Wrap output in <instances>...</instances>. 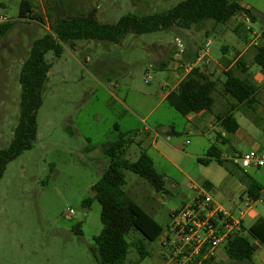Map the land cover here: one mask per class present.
<instances>
[{"label": "rangeland", "instance_id": "1", "mask_svg": "<svg viewBox=\"0 0 264 264\" xmlns=\"http://www.w3.org/2000/svg\"><path fill=\"white\" fill-rule=\"evenodd\" d=\"M55 1L30 0L34 13L44 20L41 24L18 20L21 0H0V18L13 24L12 29L0 38V151L10 145L18 122L21 66L32 43L49 31L46 15ZM183 1L79 0L71 14L96 8L97 21L112 25L127 14L144 17L162 13ZM242 3L254 12L255 20L248 27L259 33L264 27V0H243ZM211 27H215L213 22H204L192 27L191 34L200 42L205 40L203 32ZM174 30L177 29L142 36L128 34L118 45L77 41L63 46L58 58L52 52L45 55L51 68L37 113L35 145L9 163L0 180V264H97L96 254L92 251L94 239L102 230L101 207L97 201L88 207L83 202L93 196L91 186L99 179L96 169L102 158L99 146L116 141L120 136L129 146L130 155L134 150L138 151L137 144L145 139L144 146L152 155L155 171L165 178L163 190L157 191L134 173L125 172L127 197L162 229L171 225L173 211L188 205L194 198L192 186L200 185L202 179L216 183L225 178L230 180L226 168L215 161L207 166L197 162L205 158L210 146H203L205 150L199 158H190L185 154L186 141L190 137L180 132L171 139L173 149L168 148L171 161H163L149 147L155 140L153 131L146 134L139 126L140 120L157 102V93L162 90L163 73L153 65L159 49L166 60L170 50L181 56L183 43H178L179 36ZM253 37L260 35L247 34L249 41ZM209 41V57L213 60L224 56L221 50L224 46L229 48L227 58L233 56L237 46H243V40L229 31L224 35L214 33ZM258 41L260 44V38ZM250 67L259 69L256 65ZM258 85L257 98L261 105L256 108L260 115L255 108L246 110L243 106H238L232 114L246 132L252 134L253 140H239L237 136L219 130L227 141L222 144L216 132H207L209 145L219 149L232 175L238 171L233 166V157L248 151L264 153V82ZM214 99L215 112L218 113L226 100L221 87H218ZM118 101L126 102L131 111ZM158 116L166 130L172 126L181 129L183 117L166 103L147 118L143 126L152 129V122ZM115 125L119 126L122 135L118 136ZM250 126L257 133H251ZM161 139H165L163 135L159 143H162ZM93 147L96 162L84 153L85 148ZM248 173L264 187L263 172L249 170ZM235 198L238 202L237 195ZM241 207L244 212L246 208ZM250 212L243 222L245 229L250 227L256 215L264 214V206L256 203ZM140 239L134 231L127 235L129 247L124 264H167L168 252L162 246V238L144 243L147 256L143 259L133 247V243Z\"/></svg>", "mask_w": 264, "mask_h": 264}, {"label": "trees", "instance_id": "2", "mask_svg": "<svg viewBox=\"0 0 264 264\" xmlns=\"http://www.w3.org/2000/svg\"><path fill=\"white\" fill-rule=\"evenodd\" d=\"M242 1L185 0L162 13L144 17L127 14L112 25L97 21L96 8H91L86 13L71 14L79 0L52 2L53 6L48 8L46 15L49 31L32 43L29 55L20 69L19 117L10 145L0 151V180L3 178L7 165L35 145L37 113L42 105V94L51 68L45 60L48 52H52L58 58L63 52V46L72 45L77 41H100L118 45L128 34L142 36L168 32L172 29L189 31L192 27L207 21L213 22L215 27L225 26L242 13L249 15V12L241 6ZM251 19L253 22V18ZM18 20L44 24V20L34 13L30 0H21ZM240 26L236 32L239 36L247 38L251 30L244 31L243 24ZM12 27L13 24L9 22L0 24V38L5 36ZM260 40L264 42V32ZM166 63L167 61L161 63V71L166 67ZM254 64L264 72V43L256 47ZM239 68L241 70L244 68L242 63ZM217 86V82L200 69H192L177 88L166 96L165 102L182 117L200 112L212 113ZM222 91L235 105H231L230 109L221 116H216V119L227 135H233L238 129V124L232 116L235 106L253 109L258 88L230 71L225 74ZM222 144L225 142L223 141ZM124 148L122 136L116 141L101 145L109 165L100 179L91 187L93 196L83 202V205L88 207L93 201H97L101 207L102 230L94 239L95 248L92 251L96 254L97 264H124L129 247L126 237L132 231L137 232L141 237L133 243V247L140 259H143L147 256L144 243L156 242L165 231L127 197L124 189L127 171L145 180L157 191L163 190L165 178L155 171L151 158L144 152L135 162L126 161ZM212 161L225 167L229 174L232 173L226 167L225 160L221 158L219 149L214 145L207 150L205 158L197 160L205 166ZM233 166L241 173L240 181L246 187L247 196L254 202L259 200L261 186L245 173V170L234 164ZM252 241L264 247V220L261 218L246 230L241 227L240 232L230 237L224 251L228 260L236 263L251 262L256 252V246Z\"/></svg>", "mask_w": 264, "mask_h": 264}, {"label": "crops", "instance_id": "3", "mask_svg": "<svg viewBox=\"0 0 264 264\" xmlns=\"http://www.w3.org/2000/svg\"><path fill=\"white\" fill-rule=\"evenodd\" d=\"M0 6H2V4H0ZM241 6L247 12H249L250 22L252 23L251 18L255 20V16H254V12L252 8L243 3H241ZM240 24L242 23L238 16V17L233 18V21H230L227 25H225L224 26L225 28L221 29L220 26L211 27L210 29L205 30L203 32L205 40H202L200 42H198L192 36L191 30L189 31L174 30L176 32V35L179 36L177 39L178 42L182 41L183 43V46H182L183 52L181 53V56H178L176 52L170 50V52H168L169 56L167 55L168 60H166L165 59L166 56L161 55L160 53L161 50L159 49V52L156 55L158 57L153 60V65H154V69L161 71L160 69L161 63L162 62L164 63L165 60L167 61L166 67L164 68V70L161 71L163 73V77L161 78V80L163 81V85L161 86L162 90H159V92L157 93V96H156L157 102L152 106V108L150 109L146 117L140 120L139 126L142 127V131H144L146 134L149 133L150 130L153 131L155 135V140L151 143L149 147L152 148L156 156L162 159L163 161L169 162L170 160V158L168 157L169 154H167V152L170 151L168 148L173 149L174 147V145L171 146L172 137L177 136V135H172L174 133L179 135L181 132L182 134L190 137V140L186 141L187 148H186V153H185L186 156L190 158H199L205 150L203 149V146L204 148L205 146L206 147L211 146L209 145L211 144L210 139L207 137L208 131L216 132L217 139L218 138L222 139V142L224 141L225 144L227 142L226 139L223 137L222 133L220 132L221 130L223 131V129L220 125V122L217 121L216 116H221L224 112H227V110L230 109L231 105H235V103L232 100H230L228 96L224 94H223V97H225L226 100L222 105L223 111L221 110L220 112L216 113L215 106H214L212 113L200 112L198 114H189L186 117H183V124L181 125L180 130H176L173 126L170 127L169 130H166L159 116L156 117V119L152 122V129H150L149 127L143 126V123L147 120V118L152 117L158 111L161 105L166 103L165 102L166 96L171 91L177 88L179 83L188 75V73L192 69H196V68L200 69L206 75L210 76L212 80L217 82V85H218L217 87H221V88H222V83L225 81V74L232 71L240 79L247 80L251 82L253 85H255L258 88V92H259L260 87L258 84L264 82V72L260 68L253 69L250 67L251 65H255L254 57H255L256 47L251 45V41H249L248 38L238 35L236 31L238 30L239 27H241ZM249 29L251 30L252 35L253 34L261 35L264 32V27L259 33L253 32L251 28ZM243 30L246 31V26H243ZM226 31L234 33L235 35H237V37H239V39H242L243 46L242 47L237 46V48L233 50V56L231 58L226 57V54L229 53V48L224 46L221 48L224 56H222L220 59L218 60L211 59L209 57V52H208L207 58L204 61L197 60L198 51L202 46L209 43V50H210V45H211V42L209 41L210 35H213L214 33H221V35H224V33L226 34ZM251 33H248V35ZM263 43L264 42L261 41V43L259 44V41H258V46L262 45ZM161 49L166 50V48L164 47H161ZM241 63L244 66L242 70L239 68ZM237 73L241 75H238ZM220 76H221V79H220ZM258 92L256 94V103L253 106V109L255 108L254 110L257 114L259 111L257 110L256 106L261 105L258 102V98H257ZM118 102L121 106L126 108L128 111H131V109H129V107L127 106L126 102H120V101ZM237 107L238 106H235V109L233 111H235ZM247 118H250V117H247ZM235 121L238 124V129L233 135L237 136L239 140H253L251 139L253 138L252 134L246 132L247 130L244 129V127L239 121L237 120ZM250 127H251V130H250L251 133L253 134L257 133L255 132V129L252 128V126ZM114 129L116 133L118 134V136L122 135V132L118 125H115ZM137 133L140 134V130H137ZM162 135H163V138L165 139L164 140L161 139L162 143H159L158 140L161 138ZM144 140L145 139L140 140V142L137 144L138 151L134 150V152L131 155L129 154L130 152L129 146L125 145L124 159L128 162H135L140 156V154L144 152L151 158L153 165H154V169H155L154 160L152 158V155H150L149 152L146 150V146H144L145 144ZM94 148L95 147L85 148L84 153L86 157H88L93 162H96L95 161L96 156L94 155L95 153ZM142 148H145V150L143 151ZM99 149L101 150L102 158L98 162V164H96L97 165L96 169L98 170L99 179H100L103 171L109 165V160L106 159V157L104 156L102 149H101V145L99 146ZM235 157H233V159ZM130 160H133V161H130ZM249 170H252V169H249ZM249 170H245V173H247L250 176V174L248 173ZM253 171H259V172L264 173L263 170H253ZM240 176H241L240 172L236 171L235 173L234 171L233 175L232 174L229 175L230 180L228 181L225 178L221 182L216 183L215 181H209L208 179H202L200 184H204L205 187L209 190V192L213 195L212 196L213 203L216 206H219L220 208L228 211L233 219H236L240 222V227L246 230L243 222L245 218L251 213L250 211L254 209L255 204L261 203L262 206H264V187L250 176L253 180H255L256 183H258L261 186L262 190L260 192L259 200H257L249 209H246L243 215L241 216L239 214V212L243 211L241 206H244V200L248 196L246 194L247 192L246 187L240 181ZM235 177H237V179ZM94 184H92V186ZM242 188L244 190H242ZM236 195L238 197V202H236L235 200ZM192 201H193V198L191 199V202ZM260 218L264 220V214L256 215V218L252 220V223L250 224V226H252L255 223V221ZM168 226L169 225H167V227ZM252 243L256 246V252L254 253L252 257L251 262H243V263L231 262L228 260L227 256L225 255V252L223 250H220L217 253V257L215 259L205 260L203 264H264V247L258 244L257 242L252 241Z\"/></svg>", "mask_w": 264, "mask_h": 264}, {"label": "built area", "instance_id": "4", "mask_svg": "<svg viewBox=\"0 0 264 264\" xmlns=\"http://www.w3.org/2000/svg\"><path fill=\"white\" fill-rule=\"evenodd\" d=\"M238 16L246 31L250 30V16L246 13ZM6 22L5 18H0V24ZM260 37H253L251 45L257 47ZM180 49L182 53L181 46ZM208 52L209 43L199 49L197 60L204 61ZM233 164L243 170L264 171V153L248 151L235 157ZM192 188L195 194L193 201L171 213L172 223L161 236L162 246L168 252L165 258L167 264H203L205 260L215 259L220 250L225 251L230 237L241 231L240 222L213 203L204 184ZM254 203L247 197L244 207L249 209ZM243 213L239 212L241 216Z\"/></svg>", "mask_w": 264, "mask_h": 264}]
</instances>
